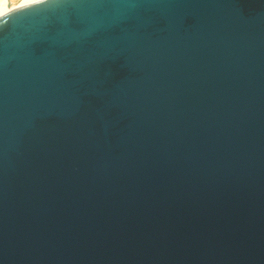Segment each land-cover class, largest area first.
<instances>
[{
    "label": "water",
    "instance_id": "water-1",
    "mask_svg": "<svg viewBox=\"0 0 264 264\" xmlns=\"http://www.w3.org/2000/svg\"><path fill=\"white\" fill-rule=\"evenodd\" d=\"M0 264H264V0L0 17Z\"/></svg>",
    "mask_w": 264,
    "mask_h": 264
},
{
    "label": "snow or ice",
    "instance_id": "snow-or-ice-1",
    "mask_svg": "<svg viewBox=\"0 0 264 264\" xmlns=\"http://www.w3.org/2000/svg\"><path fill=\"white\" fill-rule=\"evenodd\" d=\"M30 2L31 0H21L19 7L21 8L25 7ZM50 3L52 5V10H55L58 8L67 7L69 5H72L74 3V0H50ZM3 6H4L5 11L3 12L2 15H0V17H3L8 14V9H7L8 0H4ZM13 10H15V7L13 8Z\"/></svg>",
    "mask_w": 264,
    "mask_h": 264
},
{
    "label": "bare ground",
    "instance_id": "bare-ground-1",
    "mask_svg": "<svg viewBox=\"0 0 264 264\" xmlns=\"http://www.w3.org/2000/svg\"><path fill=\"white\" fill-rule=\"evenodd\" d=\"M43 0H31V2L27 5L33 4V3H37ZM21 0H8V13L14 11L13 8L15 7V9L20 8L19 4H20ZM4 0H0V15L3 14V12L5 11L4 6H3Z\"/></svg>",
    "mask_w": 264,
    "mask_h": 264
}]
</instances>
